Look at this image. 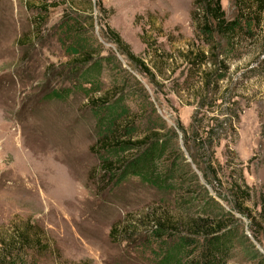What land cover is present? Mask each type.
I'll list each match as a JSON object with an SVG mask.
<instances>
[{
    "label": "rangeland",
    "instance_id": "rangeland-1",
    "mask_svg": "<svg viewBox=\"0 0 264 264\" xmlns=\"http://www.w3.org/2000/svg\"><path fill=\"white\" fill-rule=\"evenodd\" d=\"M98 1L101 11L96 0H0V264H155L175 237L150 236L141 222L153 211L193 216L205 195L234 214L250 242L235 245L226 264H260L251 254L264 256V227H255L264 199V19L259 28L239 22L231 45L215 33L200 36L191 0ZM219 2L232 20V2ZM36 14L42 21L32 24ZM104 26L152 77L106 38ZM83 52L100 63L96 80H80L90 70ZM195 52L209 60L192 65ZM103 96L126 137L164 134L159 174L172 167L178 191L102 175L106 156L91 146L111 131L105 105L93 103ZM232 112L234 133L226 129ZM202 116L209 126L223 122L212 149L189 136ZM210 151L215 179L205 165ZM240 173L248 218L229 195ZM189 180L199 189L191 202Z\"/></svg>",
    "mask_w": 264,
    "mask_h": 264
},
{
    "label": "trees",
    "instance_id": "trees-1",
    "mask_svg": "<svg viewBox=\"0 0 264 264\" xmlns=\"http://www.w3.org/2000/svg\"><path fill=\"white\" fill-rule=\"evenodd\" d=\"M229 1L235 7L236 13L232 20L227 21L220 7L219 0H191L190 18L199 31L200 36L209 39L215 33L217 36L227 39V44L231 43L232 45L233 42L236 45L235 36L236 31L240 29L239 22L248 25L251 24L254 28L261 27V22L264 19V0ZM95 6L101 11L100 1L96 0ZM38 9L46 13V7L43 5H39ZM38 19H41L40 15L36 14L31 23L35 24V20L39 21ZM104 27L107 32L105 34L106 38L119 49L124 50V54L128 59L135 65H138L142 72L152 77V73L141 62H137V59L129 54L127 46L123 44L119 36L109 28H106V26ZM34 30L35 28L31 29L30 38L33 37ZM228 48L230 50L233 47ZM190 56L192 57L191 64L194 66L195 64L200 66L209 60L203 52H195V54ZM81 57H84L82 64H89L86 68L90 70L86 71L80 80L83 79L86 81L90 76H93V79L96 80L100 63L93 62L90 64L93 57L86 52H83ZM213 58V60L211 58L212 62L219 63L216 61L215 56ZM208 85L207 81L204 87L208 88ZM203 99L206 100V98ZM108 102V98L105 96L93 100L95 107L105 105L107 109L106 123L109 122L111 128L110 132L103 134L91 146V149L97 148V153L102 152L106 156V159L100 163L102 175H107V179L110 182L113 180L112 184L115 182V178L121 175V177L135 176L147 184L160 188H164L165 186L168 189L174 188L175 184L173 181L176 172L172 167L165 171L162 176L159 174V167L168 147L165 141L158 139L163 137L164 134L157 131L135 139L126 137L124 130L118 131V124L120 122H116L114 125L115 120L113 117L116 113L115 108L113 109L111 105L108 106ZM229 117L226 129L234 133L232 123L237 121V115L232 112ZM203 118L204 116L199 117L189 127L191 129L189 136L198 148L206 147V149H212L217 142V138L212 140V136L214 135L213 130L215 127L220 128L223 122H219L214 118L213 121L215 123L219 122L218 125L209 126L207 122L203 121ZM176 121L178 129L185 136V130L180 126L178 120ZM169 136L170 140L175 139L176 133L172 130ZM189 136H185L183 144L188 142ZM209 155V161L205 165L209 168V173L212 178L215 179L216 174L210 167L211 163H209L212 162L211 151ZM198 163H196L197 166ZM206 174L203 171L204 177H206ZM238 180V184L235 181L229 182V195L233 199V209L235 212L240 215H245L248 218V210L243 206V202L249 198V188L245 185L241 173L238 175ZM190 185H192L191 188L193 189H189L188 191L190 196L188 201L191 202L194 201L195 194H197L199 189L196 181L190 182L188 187ZM174 190L178 191V188H174ZM217 198L219 197L217 196ZM217 200L210 197V195H205L200 208L195 210L196 212L193 216H173L166 211L160 212L162 213L160 215H156L155 211L147 214L146 219L141 222L142 227H148L147 230L144 229L145 233H149L153 237H175V242L165 247L163 253L156 259L155 264H175L181 256L184 260L183 264H226L231 258V253L235 245H238L241 241L250 243L246 239L242 227L234 217V214L230 211L223 210ZM257 215L260 220L257 223L255 222V227H264L263 198H260ZM251 236L253 240L258 242L257 234L253 233ZM251 255L254 258L259 257L260 260L258 263L264 264L263 255L257 251H252Z\"/></svg>",
    "mask_w": 264,
    "mask_h": 264
}]
</instances>
